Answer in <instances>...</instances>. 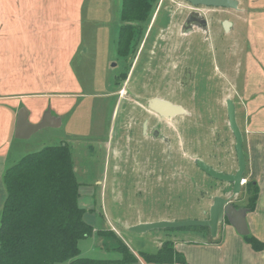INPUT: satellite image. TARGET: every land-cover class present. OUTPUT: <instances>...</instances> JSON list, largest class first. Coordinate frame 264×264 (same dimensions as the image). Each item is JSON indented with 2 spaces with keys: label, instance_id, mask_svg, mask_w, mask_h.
Returning <instances> with one entry per match:
<instances>
[{
  "label": "rangeland",
  "instance_id": "1",
  "mask_svg": "<svg viewBox=\"0 0 264 264\" xmlns=\"http://www.w3.org/2000/svg\"><path fill=\"white\" fill-rule=\"evenodd\" d=\"M238 2L235 10L210 9L217 21L229 19L237 31L226 35L214 23L204 36L183 30L192 10L188 2L156 0L134 51L123 58L116 54L122 0L18 1L19 31L0 37V213L6 196L5 170L28 153L66 143L80 184L78 205L84 209V221L94 229L91 236L79 241L81 257H121L116 238L105 232L111 226L136 254L156 253L159 239H168L165 231L176 233L174 241L181 248L191 241H211L210 231L203 226L152 229L137 236L125 227L138 219L203 220L214 196L231 195V185L208 176L193 163L199 158L226 173L237 169L227 99L234 102L242 133L243 177L247 178L248 150L241 121L245 101L234 90V84L244 86L245 67L238 62L223 63L230 58L226 59L223 50L228 53L232 43L245 42L250 43L246 57L253 56L249 14L256 9L264 12V0ZM187 71L195 78L181 84ZM151 98L167 100L183 112L170 118L154 115L153 123H159L171 139L168 146L162 145L163 159L157 156L158 166L153 164L146 174L133 166L136 150L124 139L121 142L117 137L113 145L116 152H121L122 145L124 153L106 157L105 130L110 125L122 133L137 115L140 119L152 117L146 112L135 115L130 111L129 117L120 113L125 108H148ZM19 108H26L30 123H37L40 112L42 117L56 116L58 122L53 125L55 121L49 117L53 126L18 139L14 126ZM111 108H117L112 115ZM260 109L259 125L264 128V108ZM172 124L176 132L171 131ZM149 146L153 152L159 151L157 143L149 142ZM173 152H177V160ZM233 200L238 206L247 203L245 184Z\"/></svg>",
  "mask_w": 264,
  "mask_h": 264
},
{
  "label": "trees",
  "instance_id": "2",
  "mask_svg": "<svg viewBox=\"0 0 264 264\" xmlns=\"http://www.w3.org/2000/svg\"><path fill=\"white\" fill-rule=\"evenodd\" d=\"M156 0H122L116 54L134 51L139 31L150 17ZM6 196L0 213V264H188L171 241H163L156 253H132L118 241L117 259L80 256L79 241L94 232L78 205L79 183L66 143L45 146L22 156L3 174ZM246 207H255L259 187L246 182ZM107 232V231H105ZM116 237L113 231H108ZM254 250L264 242L248 233L243 236Z\"/></svg>",
  "mask_w": 264,
  "mask_h": 264
},
{
  "label": "crops",
  "instance_id": "3",
  "mask_svg": "<svg viewBox=\"0 0 264 264\" xmlns=\"http://www.w3.org/2000/svg\"><path fill=\"white\" fill-rule=\"evenodd\" d=\"M18 1L20 0H0V37L4 33L11 32L15 34L19 31V30L17 31L18 29L17 20L19 19V6L17 4ZM27 1H34V0H27ZM236 1H237V9H238L239 2L238 0ZM256 1L258 2V0ZM16 7H17V11H16ZM249 15L252 17L251 33H252V39L254 38V40H252L251 42V48H252L251 50L253 56L251 58L246 57V54H248L249 51H246L245 48H250V43L246 44L244 42L241 44L238 41L235 42V44L234 43L231 44V50H229L228 53L226 49L223 50V53L226 54L225 56L226 59H228L227 58L228 56L231 58L233 56L232 54H234L235 56L234 59L233 57L231 59L229 58L227 61L226 60L223 61V63L232 62L236 64V62H238L237 65H239V63H242V65L245 67V74H244L245 78H243L244 86L241 88L235 86L234 84V90L238 92V96L243 97V100L245 101L244 108L242 110V113L243 111H245V114L241 116V121L243 125V130L245 132V140L248 150V155H247L248 173H247L246 182L253 180L258 184L259 187V192L255 207L252 210L248 209V212L246 214V221H247L249 233L255 236L260 241L264 242V128H261L259 125V122L261 121L260 114L263 112L260 111L261 110L260 108L261 107L264 108V12L259 11L258 9L251 10ZM40 17L41 16L39 15V18ZM12 24H13V30L11 31ZM229 25L230 26H228L225 32L227 33L226 35L237 31V29H235L234 24L231 23ZM32 31L34 32V30ZM236 33L238 34V37L242 35L240 30H238V32ZM2 42L3 40L0 38V43ZM1 47L2 45L0 44V49ZM1 59L3 58L2 55L0 54V64L2 63ZM19 109H16V112H18ZM125 109L127 110V108ZM114 110L116 112L117 108H111V115ZM126 110L121 111L120 113H123V115L124 113L127 112L129 113V111ZM115 115L116 114H114L113 116ZM45 116H47V114H45ZM44 117H42L40 112L37 117V122H40ZM49 117L54 119L55 122H53V125L57 124L58 118L56 116L49 115L48 119H50ZM28 121L30 122V119ZM124 132L125 131H123L122 133L117 132L112 126L111 127L110 125L109 127L107 126V129L105 130L106 157L110 155H113L114 157L121 156L124 153V151H122L123 149L122 145H121V152L118 151L116 152L113 146L114 140L117 137H118L117 139H120L121 142L123 141L125 136ZM151 143H155L156 145L157 141H153ZM146 145H148V143H146ZM240 207H246V203L240 205ZM148 222L151 221L138 219L133 223L130 224L127 223L125 229L139 223H148ZM112 228L113 227L111 226L109 229L105 231H113L114 234L116 235L115 238L117 242L121 241L122 243L128 246V242L126 241L125 237H122L120 231H117V229L115 228L114 230H112ZM164 233L167 235L168 238L166 240L171 241L174 245V248L184 255L188 264H264V250H254L245 241L244 237L236 232L234 227L230 225V223L227 220L223 221L222 224L221 223L219 224L217 234L215 237H212L211 241L209 240L206 241L204 240L202 242L191 241L188 242V244H186L184 248H181L176 243V241H174V236L176 235V233H172L169 231H165ZM135 235L137 236L140 234L135 233ZM170 237L171 238L173 237V239H170ZM166 240L159 239L160 246L162 242ZM130 251L134 253L131 249ZM141 252L144 251H140L139 253ZM134 254L138 256V254L136 253ZM140 263L142 264L143 262L140 261ZM150 264H156V263H150ZM171 264H181V263H171Z\"/></svg>",
  "mask_w": 264,
  "mask_h": 264
},
{
  "label": "water",
  "instance_id": "4",
  "mask_svg": "<svg viewBox=\"0 0 264 264\" xmlns=\"http://www.w3.org/2000/svg\"><path fill=\"white\" fill-rule=\"evenodd\" d=\"M189 2L193 7L195 6H207V7H225L236 8V0H185ZM191 17V15H190ZM189 17L186 18L185 23L188 24ZM198 22L205 26V19H198ZM227 22V26H229ZM148 107L156 112L159 116L170 118L174 115L181 114L183 112L182 107L172 104L171 102L159 98H151L148 100ZM226 111L228 125L234 137V151L237 161V169L234 173H226L220 170H216L203 160L199 158L194 159L195 165L201 169L208 176L225 183H229L232 186L231 195L223 197L216 195L213 197L211 206L209 207L208 217L203 220H183V221H167L160 220L148 223H139L129 228V231L137 234L145 233L152 229H166V228H179L188 226H203L207 227L212 237H215L218 231L219 224L227 220L230 225L234 227L236 232L242 236L249 233V229L246 221V214L248 208L235 207L230 199L237 195L241 190V180L246 170L245 156L243 152V138L241 130L236 121V110L234 102L231 99L226 100ZM51 120L48 116L44 117L40 122L30 123L27 120V110L20 108L17 112L14 136L18 139L29 138L32 134L39 131L42 128L48 127L51 124Z\"/></svg>",
  "mask_w": 264,
  "mask_h": 264
},
{
  "label": "flooded vegetation",
  "instance_id": "5",
  "mask_svg": "<svg viewBox=\"0 0 264 264\" xmlns=\"http://www.w3.org/2000/svg\"><path fill=\"white\" fill-rule=\"evenodd\" d=\"M190 6H191L192 10H191V12H189V14L186 17V18L189 17L190 21L188 22V24H186L185 23L186 18H185V20L183 22V30H185V32H188L189 35H195L196 32L199 31V33L201 32L202 35L204 34V36H207L208 35V33H207L208 29L210 28L211 24H214V23H217L218 25H220L223 33L226 32V30L228 28L227 22H229L228 21L229 19L222 18L221 20L217 21L215 18V14L212 13V11L210 10L211 8H216V7H207V6H195V7H193L191 4H190ZM202 8H206L207 11L202 10ZM218 8L219 9H226L225 7H218ZM229 9L235 10V9H237V7L235 9L234 8H229ZM207 13H210L209 17L206 16ZM190 15H191V17H190ZM202 18L205 19V22H206L205 26L198 22V19L201 20ZM219 42H223V41H219ZM210 44L213 45V42H210ZM182 77L183 78H181V84H186L187 82L192 81L195 78L193 73L190 71H187L185 74H183ZM147 106H148V102H147ZM127 110H129V112L130 111L134 112L135 115H137V113L139 114L140 112L141 113L146 112V113L152 114V117L147 115L146 117H143L142 119H140L137 115L136 120H134L133 123H129V125H127V127L125 128V132H124L125 143H129V145L132 146L136 150L134 155L132 156V160L136 161L138 164L136 162H133V166L134 167L139 166L142 169L141 172L149 174L152 170L153 164H154V167H155V164H156V166H158L156 163L157 156L161 160L163 159V157H162L163 156V154H162L163 143L166 146H168L171 138L165 135L166 133L163 132L162 126L159 123H153L154 118H156L154 115H158V114L156 112L152 111L149 107L148 108H140V109H138V108H127ZM127 114L129 117L128 112L125 115H127ZM161 117H160V119H161ZM132 119H135V116H133ZM175 126L176 125L172 124L171 131L176 132ZM153 141H157L158 150H159L158 152H156L155 149L153 152L149 146V142H153ZM171 141H173L175 144L174 138H172ZM146 143H148V145H146ZM173 155L176 157V160H177V152H173ZM153 156H154V163H152ZM172 159H173V157H172ZM155 171H156V169H155ZM234 172L235 171L227 172V173H234ZM222 183H225V182H222ZM231 189H232V186H231ZM228 196H230V195H227L226 197H228ZM230 201L235 207H237V208L240 207L233 200V197L230 199Z\"/></svg>",
  "mask_w": 264,
  "mask_h": 264
},
{
  "label": "built area",
  "instance_id": "6",
  "mask_svg": "<svg viewBox=\"0 0 264 264\" xmlns=\"http://www.w3.org/2000/svg\"><path fill=\"white\" fill-rule=\"evenodd\" d=\"M246 183V178L242 177L241 185H244Z\"/></svg>",
  "mask_w": 264,
  "mask_h": 264
}]
</instances>
